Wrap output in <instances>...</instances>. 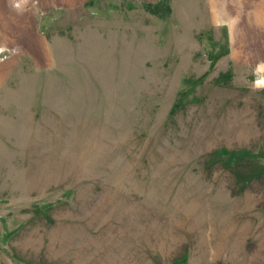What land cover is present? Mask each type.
<instances>
[{
  "label": "rangeland",
  "instance_id": "rangeland-1",
  "mask_svg": "<svg viewBox=\"0 0 264 264\" xmlns=\"http://www.w3.org/2000/svg\"><path fill=\"white\" fill-rule=\"evenodd\" d=\"M0 264H264V0H0Z\"/></svg>",
  "mask_w": 264,
  "mask_h": 264
},
{
  "label": "trees",
  "instance_id": "trees-1",
  "mask_svg": "<svg viewBox=\"0 0 264 264\" xmlns=\"http://www.w3.org/2000/svg\"><path fill=\"white\" fill-rule=\"evenodd\" d=\"M218 153L223 154V153H225V151H222V152L218 151ZM226 154H227V157H228V158H226V161H229L230 163H233L237 153L228 152Z\"/></svg>",
  "mask_w": 264,
  "mask_h": 264
},
{
  "label": "crops",
  "instance_id": "crops-1",
  "mask_svg": "<svg viewBox=\"0 0 264 264\" xmlns=\"http://www.w3.org/2000/svg\"><path fill=\"white\" fill-rule=\"evenodd\" d=\"M2 2L4 1V0H1Z\"/></svg>",
  "mask_w": 264,
  "mask_h": 264
},
{
  "label": "bare ground",
  "instance_id": "bare-ground-1",
  "mask_svg": "<svg viewBox=\"0 0 264 264\" xmlns=\"http://www.w3.org/2000/svg\"><path fill=\"white\" fill-rule=\"evenodd\" d=\"M222 129V128H221Z\"/></svg>",
  "mask_w": 264,
  "mask_h": 264
}]
</instances>
